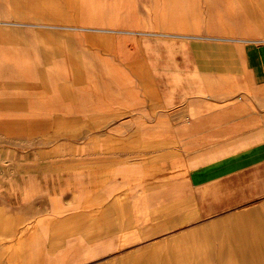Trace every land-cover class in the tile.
Wrapping results in <instances>:
<instances>
[{"label":"crops","instance_id":"crops-1","mask_svg":"<svg viewBox=\"0 0 264 264\" xmlns=\"http://www.w3.org/2000/svg\"><path fill=\"white\" fill-rule=\"evenodd\" d=\"M177 1L179 10L163 0H0V27L47 31L22 42L47 50L42 86L26 81L16 92L48 89L50 97L39 96L53 109L57 86L65 100H77L83 80L73 73L95 78L81 90L80 108L92 105L98 122L118 132L104 133L112 143L97 148L93 188L108 199L134 198L133 220L141 222L136 230L107 233L117 240L100 251L142 245L126 264H264V42L248 38L264 34V0H205V15L202 0ZM23 58L18 77L30 78L34 63ZM148 203L160 205L159 216L149 215ZM54 221H39L48 245L55 242ZM1 225L3 234L12 232ZM62 232L68 248L61 252L71 254ZM23 235L1 245L8 264L78 263L71 255L45 256L37 239L23 248ZM157 236L163 240L152 245Z\"/></svg>","mask_w":264,"mask_h":264},{"label":"rangeland","instance_id":"rangeland-1","mask_svg":"<svg viewBox=\"0 0 264 264\" xmlns=\"http://www.w3.org/2000/svg\"><path fill=\"white\" fill-rule=\"evenodd\" d=\"M190 1L196 2V0ZM170 2L174 4L173 6H177V10L180 9L177 0H163V6ZM248 2L252 3V1ZM201 6L203 15L207 12L208 4L202 0ZM207 25L206 21L202 22L203 29H206ZM42 36H47L46 30L8 29L6 25L0 27V89L3 90L0 94V225L5 223V226L9 225L12 228V232L8 234L4 229L3 234V225L0 227V249L3 250L0 253V264H8L7 259L10 254L6 251L7 247L1 245L17 239L16 236H19L22 230L25 234L20 238V244L22 242L24 244L23 248L28 250L32 247L30 245L33 239L44 241L45 256L71 255L73 262L78 261L75 262L76 264L132 263L134 258L132 255H127L135 254L142 245L130 246L119 253L103 252L99 249L100 245L108 244L110 246L107 248L111 249L112 240H117V237H109L107 233L115 229L136 230L141 225L138 220H133L135 214L138 216L135 212L136 206L133 204L134 198L130 199L131 203H127V200L120 196L123 194L119 193L116 199H108L101 196L103 192L101 189L93 188L96 187L95 174L92 172H94L97 148L102 150L103 147L107 148L111 145L112 142L106 140L108 134L104 133L118 132V126L100 124L99 111L92 109V105L87 108L83 106L84 109L80 108L81 90L83 87V90L90 87L91 82L95 80L88 77L90 74L87 76L72 74V78L83 80V84L75 86L76 101L65 100L63 89L58 86L54 88L58 99L52 109L46 97L51 96L48 89L37 87L42 86V76H46L47 64H50L46 60L47 50L43 51L40 45L22 43L26 37L38 41ZM248 38L249 41L258 38V42H264V34L249 33ZM9 41H14L15 44ZM23 57H28L31 63H34L35 73L30 75V78L18 77L16 65H22ZM39 58H41V66H39ZM58 79L57 81L63 83V80H70V76ZM248 79L250 81V77ZM26 81L37 86L28 89L29 93L23 90V93L18 95L16 88L21 86L19 85L21 83L24 85ZM41 94L46 96L41 98L39 96ZM27 97L29 101L25 102ZM65 105L70 106L64 108ZM110 120L108 116L105 118V121ZM86 170L88 178L83 179L81 174ZM47 191L55 197L50 198L47 193L41 194ZM128 191L126 190L125 193ZM148 204L153 210H150L149 215L159 216L160 205ZM116 216H120V220L116 219V222L102 220L104 217ZM48 219L50 223L55 220L54 245L52 242L50 245L47 244V230L39 227V221L47 223ZM154 223L157 226L162 225L163 222ZM148 227L143 226V228ZM35 229L42 236L36 238L28 236ZM62 231L69 236L67 241L71 246V254L67 250L61 252L68 248L64 245ZM160 240L163 239L157 236L150 242L154 245ZM87 250L95 251L88 253L98 256L85 258L86 254L82 251ZM27 253L25 252L23 256Z\"/></svg>","mask_w":264,"mask_h":264},{"label":"bare ground","instance_id":"bare-ground-1","mask_svg":"<svg viewBox=\"0 0 264 264\" xmlns=\"http://www.w3.org/2000/svg\"><path fill=\"white\" fill-rule=\"evenodd\" d=\"M189 0H187V2H188ZM174 4L173 3H170L169 4V6H173ZM146 7V6H145ZM75 8H76V6H75ZM148 9V8H147ZM150 11V10H149ZM94 13V12H93ZM150 19V18H149ZM261 257H260V259H264V244H263V251L261 250ZM235 260H237V258H235ZM212 264H221V263H212ZM234 264V263H233Z\"/></svg>","mask_w":264,"mask_h":264}]
</instances>
